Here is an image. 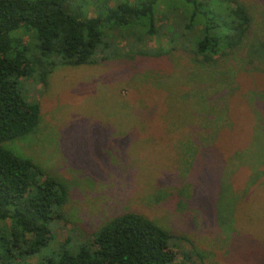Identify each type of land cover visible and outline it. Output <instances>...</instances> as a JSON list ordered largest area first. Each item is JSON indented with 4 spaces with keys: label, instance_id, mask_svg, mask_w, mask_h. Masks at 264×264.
Returning a JSON list of instances; mask_svg holds the SVG:
<instances>
[{
    "label": "rangeland",
    "instance_id": "obj_1",
    "mask_svg": "<svg viewBox=\"0 0 264 264\" xmlns=\"http://www.w3.org/2000/svg\"><path fill=\"white\" fill-rule=\"evenodd\" d=\"M242 1L263 31L264 0ZM87 9L95 15L94 5ZM177 60L163 69L140 57L111 59L58 67L46 82L22 78L41 119L4 146L69 186L47 252L78 248L113 218L137 212L184 235L187 264H264V108L248 104L263 101L240 98L235 115L206 126L201 106L215 104L217 113L247 72L229 57L210 67L219 72L215 86L190 97L193 66Z\"/></svg>",
    "mask_w": 264,
    "mask_h": 264
},
{
    "label": "trees",
    "instance_id": "obj_2",
    "mask_svg": "<svg viewBox=\"0 0 264 264\" xmlns=\"http://www.w3.org/2000/svg\"><path fill=\"white\" fill-rule=\"evenodd\" d=\"M113 1L110 8L108 0H0V264H16L18 257L17 264H187L188 259L184 235L137 212L113 218L78 248L47 252L69 186L4 146L31 133L41 119L39 103L21 88L22 78L46 82L61 66L136 57L172 69L180 58L193 66L187 74L196 83L191 97L215 86L219 72L210 67L230 57L247 73L228 88L217 113L215 104L201 106V122L211 127L223 112L235 115L240 98L263 101L247 102L253 111L264 108V75L258 73L264 72V23L260 31L244 1ZM89 5L95 15L87 14ZM162 38L166 42L150 44Z\"/></svg>",
    "mask_w": 264,
    "mask_h": 264
}]
</instances>
